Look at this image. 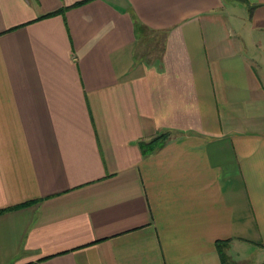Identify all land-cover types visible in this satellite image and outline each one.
Wrapping results in <instances>:
<instances>
[{"label":"crops","instance_id":"obj_1","mask_svg":"<svg viewBox=\"0 0 264 264\" xmlns=\"http://www.w3.org/2000/svg\"><path fill=\"white\" fill-rule=\"evenodd\" d=\"M219 241L264 264V0H0V264Z\"/></svg>","mask_w":264,"mask_h":264},{"label":"trees","instance_id":"obj_2","mask_svg":"<svg viewBox=\"0 0 264 264\" xmlns=\"http://www.w3.org/2000/svg\"><path fill=\"white\" fill-rule=\"evenodd\" d=\"M250 8H252V6ZM60 11H62V9ZM49 15H52V14H49ZM168 138H169V134L167 132H162L160 134H157V136H155L153 139H151L148 142H143V143L141 142V149H142L143 154L148 155L152 153L153 151L159 149L161 146H163L166 143ZM217 246L219 248L220 259H221L222 264H227L228 258L226 255H224L221 249L223 246V242L221 241L217 242Z\"/></svg>","mask_w":264,"mask_h":264}]
</instances>
